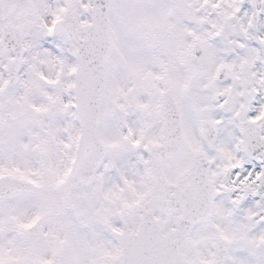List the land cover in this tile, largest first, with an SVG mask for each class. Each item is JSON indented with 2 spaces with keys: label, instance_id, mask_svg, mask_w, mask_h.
Segmentation results:
<instances>
[{
  "label": "snow or ice",
  "instance_id": "obj_1",
  "mask_svg": "<svg viewBox=\"0 0 264 264\" xmlns=\"http://www.w3.org/2000/svg\"><path fill=\"white\" fill-rule=\"evenodd\" d=\"M0 264H264V0H0Z\"/></svg>",
  "mask_w": 264,
  "mask_h": 264
}]
</instances>
